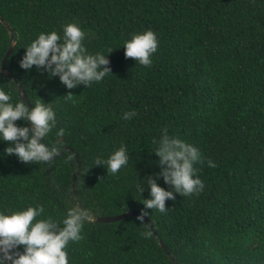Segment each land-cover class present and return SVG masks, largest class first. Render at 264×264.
<instances>
[{
    "label": "trees",
    "instance_id": "trees-1",
    "mask_svg": "<svg viewBox=\"0 0 264 264\" xmlns=\"http://www.w3.org/2000/svg\"><path fill=\"white\" fill-rule=\"evenodd\" d=\"M0 19V87L14 101L25 93L30 110L38 98L52 103L65 129L50 164L0 159V210L43 204L59 220L69 202L90 209L69 264H264V0H0ZM74 22L88 33L90 53L113 49L110 76L67 90L43 69L20 68L41 32L62 36ZM5 24L14 49L2 69L11 45ZM149 29L159 46L144 67L125 58L123 45ZM133 110V119H122ZM164 128L203 154L195 167L204 190L175 194L161 214L144 209L149 190L137 187L160 171L153 141ZM54 133L46 142L55 143ZM121 144L127 168L113 176L95 165ZM7 146L0 142V156ZM158 184L171 190L162 178ZM130 210L147 211L156 235L137 217L96 222Z\"/></svg>",
    "mask_w": 264,
    "mask_h": 264
},
{
    "label": "clouds",
    "instance_id": "clouds-1",
    "mask_svg": "<svg viewBox=\"0 0 264 264\" xmlns=\"http://www.w3.org/2000/svg\"><path fill=\"white\" fill-rule=\"evenodd\" d=\"M87 36L88 33L75 22L63 27L62 36L57 31L41 32L24 49L19 66L26 72L31 71L33 66L37 70L43 69L50 78L58 77L67 90L81 85L90 88L111 75L108 56L113 49H107V54L104 51L90 53L84 45ZM158 46L159 40L154 31L138 32L124 41V56L134 59L135 64L151 67ZM13 95L12 91L0 87V142L8 145L0 159L14 155L25 164H50L60 155L65 136V129L57 128V112L52 103H45L40 98L31 103L30 110L21 99L14 101ZM74 96L69 91L64 98L72 100ZM136 115L135 110L127 111L122 119L131 120ZM17 121L25 126H17ZM54 130L55 143L46 142ZM153 143L155 148L152 153L159 158L160 171L147 176L137 190L142 194V184L149 190L150 198L143 199L144 209L166 214L169 211L166 201H174L175 194L189 197L204 190V182L195 167L204 163V157L199 148L169 135L167 128L162 129L159 139H154ZM128 164L129 154L123 144L107 159L97 157L95 160V165L106 167L107 173L113 176L127 168ZM207 165L215 167L210 159ZM161 178L171 190L159 186ZM146 216L149 213L142 210L137 217L141 225ZM92 219L90 209L71 202L59 220L47 215L43 204L18 210H0V264H69L70 244L84 239L83 230ZM143 235L147 238L150 233Z\"/></svg>",
    "mask_w": 264,
    "mask_h": 264
},
{
    "label": "water",
    "instance_id": "water-1",
    "mask_svg": "<svg viewBox=\"0 0 264 264\" xmlns=\"http://www.w3.org/2000/svg\"><path fill=\"white\" fill-rule=\"evenodd\" d=\"M0 21L3 23L2 19H0ZM5 26L7 27V29L10 32L11 45H10L9 50L6 52L5 57L2 60V65H1L2 69L5 68V62L9 58V56L11 55V53L13 52V49H14L11 29H10V27L7 24H5ZM25 101H26V95H25V93H23L22 102H25ZM71 151L74 154L76 160H78V156L76 155V153L73 150H71ZM140 214H141L140 211L130 210V211H127V212H125L123 214H120V215L97 218L96 222L97 223H106V224L115 223V222L123 220V219H125L127 217H138ZM144 223H146L150 227V229L152 230L153 234L156 235V232H155V230L153 228V225L151 224V222L146 217H144ZM160 246L166 252V254L169 256L170 260L173 262V259L170 257L169 253H167V250H166V248H165V246H164V244L162 242H160ZM174 264H176V263H174Z\"/></svg>",
    "mask_w": 264,
    "mask_h": 264
}]
</instances>
